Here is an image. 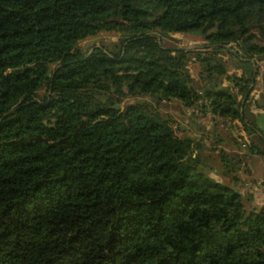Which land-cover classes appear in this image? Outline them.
I'll return each mask as SVG.
<instances>
[{
    "label": "trees",
    "instance_id": "obj_1",
    "mask_svg": "<svg viewBox=\"0 0 264 264\" xmlns=\"http://www.w3.org/2000/svg\"><path fill=\"white\" fill-rule=\"evenodd\" d=\"M102 31L120 38L80 48ZM155 34L201 35L212 50ZM222 53L243 73L233 87ZM257 60L264 0H0V264H264V207L206 173L202 141L153 104L120 107L205 98L264 161L245 106Z\"/></svg>",
    "mask_w": 264,
    "mask_h": 264
},
{
    "label": "rangeland",
    "instance_id": "obj_2",
    "mask_svg": "<svg viewBox=\"0 0 264 264\" xmlns=\"http://www.w3.org/2000/svg\"><path fill=\"white\" fill-rule=\"evenodd\" d=\"M149 3H146V6L150 7ZM155 35L162 46L172 50L183 49L204 54L212 50L201 35ZM119 38V33L102 31L95 37L80 42L79 45L84 52H88L93 47H112ZM221 56L227 59L229 72L238 69V62L231 55L222 53ZM188 67L194 84L203 86L205 74L201 65L192 62ZM232 78L233 76L230 79L226 77L222 79L229 80L233 87L235 83L232 82ZM206 100L199 99L192 107H186L178 101L156 103L148 97L123 96L120 107L137 101L153 104L170 120L179 136L202 141L203 148L199 151V155L206 173L242 192L245 199L248 198L247 209H261L264 207V161L258 155L249 152L250 138L244 132L242 125L214 117ZM249 120L254 122L252 118Z\"/></svg>",
    "mask_w": 264,
    "mask_h": 264
},
{
    "label": "crops",
    "instance_id": "obj_3",
    "mask_svg": "<svg viewBox=\"0 0 264 264\" xmlns=\"http://www.w3.org/2000/svg\"><path fill=\"white\" fill-rule=\"evenodd\" d=\"M227 49H229V47H227ZM225 60L227 61L226 58ZM253 68L256 73V78H253V83L251 85V89H253L250 94L251 103L247 102L245 106L249 109V112L253 116L255 123L264 131V62H260L258 60L255 61ZM233 74L239 77L243 76L241 69L233 70L232 72L228 71L227 73L228 76ZM223 86L229 87L230 81L224 80Z\"/></svg>",
    "mask_w": 264,
    "mask_h": 264
},
{
    "label": "built area",
    "instance_id": "obj_4",
    "mask_svg": "<svg viewBox=\"0 0 264 264\" xmlns=\"http://www.w3.org/2000/svg\"><path fill=\"white\" fill-rule=\"evenodd\" d=\"M201 101V100H200ZM206 103H208V100L205 101ZM200 103V102H199Z\"/></svg>",
    "mask_w": 264,
    "mask_h": 264
},
{
    "label": "water",
    "instance_id": "obj_5",
    "mask_svg": "<svg viewBox=\"0 0 264 264\" xmlns=\"http://www.w3.org/2000/svg\"><path fill=\"white\" fill-rule=\"evenodd\" d=\"M252 83H253V81H252ZM251 88H252V87H251ZM251 88H250V89H251Z\"/></svg>",
    "mask_w": 264,
    "mask_h": 264
}]
</instances>
